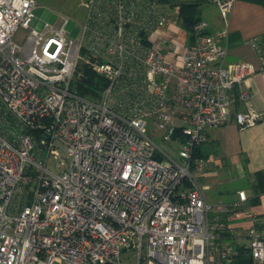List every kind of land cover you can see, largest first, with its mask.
Listing matches in <instances>:
<instances>
[{"label":"built area","instance_id":"obj_1","mask_svg":"<svg viewBox=\"0 0 264 264\" xmlns=\"http://www.w3.org/2000/svg\"><path fill=\"white\" fill-rule=\"evenodd\" d=\"M209 1L222 26L202 18L187 33L157 0H82L73 39L67 15L49 26L36 0H0V264L230 262L210 215L236 216L248 197L207 202L194 174L206 160L192 155L231 118L235 92L238 127L264 111L240 89L254 68L223 62L234 0ZM249 43L264 56V40ZM82 60L106 80L97 98L72 88ZM247 216L264 264V219Z\"/></svg>","mask_w":264,"mask_h":264},{"label":"crops","instance_id":"obj_2","mask_svg":"<svg viewBox=\"0 0 264 264\" xmlns=\"http://www.w3.org/2000/svg\"><path fill=\"white\" fill-rule=\"evenodd\" d=\"M209 4L213 8L202 9L201 16L208 21V29L214 31L223 22L217 6L212 2ZM253 36L264 40V5L250 0H234L228 14L227 54L223 62H247L254 68V73L244 80L240 89L247 93L254 109L264 111V56L261 57L250 45L249 39ZM243 107L240 100L234 103L232 116L227 122L207 129L206 143L200 146L206 162L200 171H194L207 202L231 201L237 198L238 190H244L248 197L243 211L236 216L221 214L214 218L210 215L209 221L215 226V241L219 246L246 242L247 231L252 224L247 216L248 211L264 219V190L255 194L252 186L255 172H262L261 180L264 183V118L254 125L238 127L233 113ZM222 171H233L243 181L235 188L227 186ZM254 196L257 200L255 203ZM217 231H221L220 236Z\"/></svg>","mask_w":264,"mask_h":264},{"label":"trees","instance_id":"obj_3","mask_svg":"<svg viewBox=\"0 0 264 264\" xmlns=\"http://www.w3.org/2000/svg\"><path fill=\"white\" fill-rule=\"evenodd\" d=\"M158 2L172 7H177L178 12L176 15L177 23L181 26L183 30L190 33L193 25L202 19L201 16V6L206 3H210L209 0H157ZM253 2L260 3L264 5V0H250ZM79 75L75 76L72 82V88L75 92L81 96L89 98H97L100 95L102 88L106 84V80L98 75L89 64H81L78 68ZM237 92H235L234 103L236 104L239 99L237 97ZM193 157L202 156L200 146L195 147L193 151ZM262 172H255L253 174L252 186L254 188V193L258 194L262 190ZM253 203L257 202L256 196H254ZM220 236L221 231H217ZM231 246V245H230ZM234 248L235 254L231 257L228 264H258L253 260L251 252L245 243H238L232 246Z\"/></svg>","mask_w":264,"mask_h":264},{"label":"rangeland","instance_id":"obj_4","mask_svg":"<svg viewBox=\"0 0 264 264\" xmlns=\"http://www.w3.org/2000/svg\"><path fill=\"white\" fill-rule=\"evenodd\" d=\"M81 1L82 0H36V7L33 9V15L37 19L46 22L49 26H54L58 24L60 19V14L67 15L68 21L65 24L64 29L69 37L75 39L79 35L80 32L79 22L82 20L84 15V9L80 5ZM168 8L171 11L173 7L170 5ZM204 8L205 10H208L210 8H213V6H211L209 3H206L201 6V10ZM25 32L26 31L24 29L20 28L16 33L15 39L19 42H22L25 36ZM176 38L178 40L183 41L185 39L184 31H181L179 34H177ZM84 63L86 62L82 60L79 63L78 68L81 64ZM159 145L164 149L170 151L166 147L165 143L160 142ZM170 153L175 154L172 151H170ZM48 164L53 170L57 169L55 160H53L52 158L48 159ZM226 169L227 168H224V170ZM221 175L224 176L225 179H227L226 185L234 188L237 185L241 184V182L243 181L237 178V175L233 171H229L225 173L224 171H222ZM122 256L125 258L127 257V254L124 253ZM129 259L130 261L135 260L134 257H130Z\"/></svg>","mask_w":264,"mask_h":264}]
</instances>
